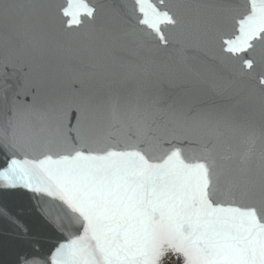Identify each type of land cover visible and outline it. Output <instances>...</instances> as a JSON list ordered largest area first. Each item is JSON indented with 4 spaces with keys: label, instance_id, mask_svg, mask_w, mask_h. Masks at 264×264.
I'll return each instance as SVG.
<instances>
[{
    "label": "snow or ice",
    "instance_id": "6c2138e0",
    "mask_svg": "<svg viewBox=\"0 0 264 264\" xmlns=\"http://www.w3.org/2000/svg\"><path fill=\"white\" fill-rule=\"evenodd\" d=\"M5 69L11 264H264V0H0Z\"/></svg>",
    "mask_w": 264,
    "mask_h": 264
},
{
    "label": "water",
    "instance_id": "95a60500",
    "mask_svg": "<svg viewBox=\"0 0 264 264\" xmlns=\"http://www.w3.org/2000/svg\"><path fill=\"white\" fill-rule=\"evenodd\" d=\"M118 3L123 5H130L132 0H117ZM27 70H17L15 72L5 69V75L0 78V97L11 99L16 96L18 92H24L27 90V78L25 72ZM67 71L71 72L69 67ZM18 100H24L25 102H31V96H16ZM46 96L41 94L38 98V102H44ZM3 106V101L0 100V107ZM0 205L8 207L15 215L20 209H24L21 218L31 220L34 212L31 210V202L27 194L17 192H0ZM42 239V251L47 253L52 250L56 243L58 234L52 231H47ZM26 242L22 240L12 228L10 223L0 218V264H11L12 259L16 252L24 250Z\"/></svg>",
    "mask_w": 264,
    "mask_h": 264
}]
</instances>
